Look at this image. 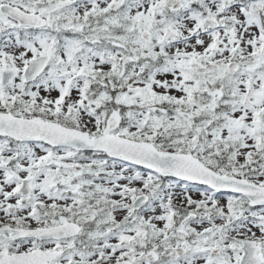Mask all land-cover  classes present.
I'll list each match as a JSON object with an SVG mask.
<instances>
[{"label":"snow or ice","instance_id":"obj_1","mask_svg":"<svg viewBox=\"0 0 264 264\" xmlns=\"http://www.w3.org/2000/svg\"><path fill=\"white\" fill-rule=\"evenodd\" d=\"M0 264H264V0H0Z\"/></svg>","mask_w":264,"mask_h":264}]
</instances>
